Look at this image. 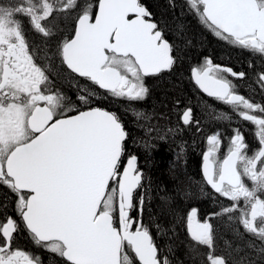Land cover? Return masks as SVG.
<instances>
[{
	"label": "snow or ice",
	"instance_id": "1",
	"mask_svg": "<svg viewBox=\"0 0 264 264\" xmlns=\"http://www.w3.org/2000/svg\"><path fill=\"white\" fill-rule=\"evenodd\" d=\"M181 10L247 58L243 70L211 58L190 69L197 90L244 124L206 135L200 174L218 208L201 220L190 207L187 233L203 264H252L230 241L220 250L212 221L264 257V0H183ZM177 52L141 0H0V264H172L159 219L144 221L149 187L110 104L145 101L146 78L171 73ZM178 120L175 135L202 132L192 107Z\"/></svg>",
	"mask_w": 264,
	"mask_h": 264
},
{
	"label": "trees",
	"instance_id": "2",
	"mask_svg": "<svg viewBox=\"0 0 264 264\" xmlns=\"http://www.w3.org/2000/svg\"><path fill=\"white\" fill-rule=\"evenodd\" d=\"M142 1L176 44L179 59L171 73L146 78L149 95L145 101L131 108L113 101L110 108L119 110L125 122L130 137L128 151L139 157L149 187L145 223L151 225L159 219L162 230L158 233L154 230V236L172 264H203V248L186 231V212L190 207H198L200 215H206L218 208L217 202L207 195L209 190L202 181L200 163L205 136L217 125H227L229 113L223 106L214 108L197 90L191 81L190 69L207 56L226 60L236 68L246 66L247 58L215 38L196 18H189L181 10L183 0H176L175 10L169 7L168 0ZM63 87L69 89L67 83ZM185 106L192 107L196 118L201 120L202 132L185 128L175 135L171 131L179 123L178 113ZM149 127L153 129L150 134ZM165 132L167 138L160 139ZM178 144L184 148L181 159H177ZM216 221L222 250H225L224 242L230 241L229 251L233 255L243 254L251 258L252 264H264V257L250 248L251 241L240 237L228 222Z\"/></svg>",
	"mask_w": 264,
	"mask_h": 264
},
{
	"label": "flooded vegetation",
	"instance_id": "3",
	"mask_svg": "<svg viewBox=\"0 0 264 264\" xmlns=\"http://www.w3.org/2000/svg\"><path fill=\"white\" fill-rule=\"evenodd\" d=\"M225 45L227 46V47H229V48H231V49H233L231 46H229V45H227L226 43H225ZM234 50H236V49H234ZM236 51H238V52H241V51H239V50H236ZM205 58H210L209 56H207V57H204L198 64H197V66L199 65V64H202L203 62H204V60H205ZM212 59V58H211ZM213 60V59H212ZM213 62L214 63H217V64H221V65H226V66H231L230 64H229V62H227L226 60H221V59H218V60H213ZM232 67H234V66H232ZM235 69H240V70H243V68H236V67H234ZM241 91L242 92H244L245 94H247V89H244V88H242L241 89ZM204 95V94H203ZM209 101H210V104H212L213 106H214V108H216V109H219V107L221 108V106H223L225 109H226V111L230 114V108L228 107V106H225V105H223V104H219V103H217V102H215V101H213L211 98H209V97H207L206 95H204ZM257 99H259L258 97H257ZM242 124H244V122L243 121H241V120H239L238 118H233L231 121H229L228 122V124L227 125H217L214 129H219L221 132H224L226 135H230L231 134V127H235V126H238V125H242ZM251 125H247L243 130L245 131V134H246V136H247V138L249 139V141H252V136H251ZM209 134V133H208ZM205 139H206V136H205V138H204V146H203V148H202V153H203V151L205 150V148H206V142H205ZM225 144H227V140H225ZM202 156V155H201ZM200 165H201V163H200ZM209 214V213H208ZM208 214H206V215H200V213H199V218L201 219V220H203ZM215 220V219H214ZM212 221L213 222V224H215V223H217L218 221ZM185 226H186V223H185ZM186 231H187V227H186ZM188 234V233H187ZM189 236V235H188ZM189 238L191 239V237L189 236ZM192 240V239H191ZM193 241V240H192ZM195 242V241H194ZM218 246H219V240H218ZM26 247H29V248H31V245H27ZM202 247V246H201ZM203 248V247H202ZM220 248V247H219ZM220 250H222L221 248H220ZM203 251H204V258H205V250L203 249ZM223 251V250H222Z\"/></svg>",
	"mask_w": 264,
	"mask_h": 264
}]
</instances>
